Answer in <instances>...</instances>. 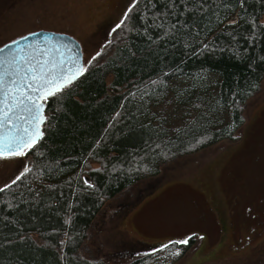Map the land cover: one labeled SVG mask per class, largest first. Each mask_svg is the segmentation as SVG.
<instances>
[{"label": "trees", "instance_id": "obj_1", "mask_svg": "<svg viewBox=\"0 0 264 264\" xmlns=\"http://www.w3.org/2000/svg\"><path fill=\"white\" fill-rule=\"evenodd\" d=\"M263 80L264 0H138L127 37L46 102L31 167L0 190V264H98L80 248L103 204L234 140ZM197 245L131 264H176Z\"/></svg>", "mask_w": 264, "mask_h": 264}, {"label": "rangeland", "instance_id": "obj_2", "mask_svg": "<svg viewBox=\"0 0 264 264\" xmlns=\"http://www.w3.org/2000/svg\"><path fill=\"white\" fill-rule=\"evenodd\" d=\"M130 7L132 0H0V45L39 30L66 33L80 43L87 69L127 37ZM243 112L245 125L234 140L181 155L107 200L81 255L131 264L195 236L196 248L176 264H264V80ZM32 162L30 150L0 156V189Z\"/></svg>", "mask_w": 264, "mask_h": 264}, {"label": "snow or ice", "instance_id": "obj_3", "mask_svg": "<svg viewBox=\"0 0 264 264\" xmlns=\"http://www.w3.org/2000/svg\"><path fill=\"white\" fill-rule=\"evenodd\" d=\"M136 3L137 0H132L133 6ZM128 11H132V7ZM120 23L122 24L123 20ZM119 26L120 24L117 25ZM19 39L26 40L27 37L20 36ZM10 45L17 46L18 41L12 39L0 45V156H23L43 135L41 124L46 120L42 111L43 101L70 86L87 69L79 63L78 56L67 58L61 53L58 57H53L47 45L43 50L39 49V45L35 47L28 45L33 55H27L23 48L18 46L12 48ZM55 50L59 52L58 48ZM95 55L98 56L100 53L97 52ZM92 59H95V56L90 57L85 63L90 64ZM17 111L24 113L21 121L27 123V127L18 128L14 123ZM84 183L89 182L85 180ZM4 187L8 185L5 184ZM188 243L189 239L186 238L169 241L161 247ZM172 254L179 255V249Z\"/></svg>", "mask_w": 264, "mask_h": 264}, {"label": "water", "instance_id": "obj_4", "mask_svg": "<svg viewBox=\"0 0 264 264\" xmlns=\"http://www.w3.org/2000/svg\"><path fill=\"white\" fill-rule=\"evenodd\" d=\"M34 33L36 34L35 36L29 35V34L26 35L27 37L26 40L17 39L18 41L17 46L20 48H23L27 55H33V52L31 49L28 48V45L31 44L34 47L36 45H39L40 50H43L45 46L47 45L48 48L50 49V54L53 57H58L61 53L63 54L64 57H67V58H75L78 56L79 63L84 65V56H83L81 45L75 38H73L69 34L54 32V31H49V30H39ZM17 46L10 45V47L12 48H15ZM57 48L59 49V52L55 50ZM68 67H71V65H68ZM81 75L77 79H75L73 82L77 81L81 77ZM49 98L46 101H43L44 107L42 111L45 117H46V102L49 100ZM23 115L24 113L22 111H17L16 116L14 117V123L16 124L18 128L28 126L27 123H22L21 121V117ZM45 122L46 120L41 124L42 133H43V126ZM42 136L38 138L37 142L40 141Z\"/></svg>", "mask_w": 264, "mask_h": 264}]
</instances>
